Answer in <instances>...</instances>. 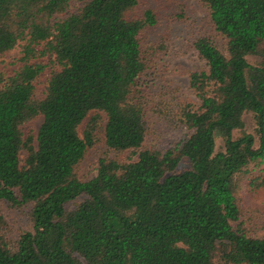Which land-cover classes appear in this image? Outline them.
<instances>
[{"label": "trees", "instance_id": "1", "mask_svg": "<svg viewBox=\"0 0 264 264\" xmlns=\"http://www.w3.org/2000/svg\"><path fill=\"white\" fill-rule=\"evenodd\" d=\"M199 1L225 52L206 36L192 42L206 69L189 74L195 103L164 110L186 132L160 151L145 143L150 116L169 105L144 86L163 51L142 42L152 9L131 17L138 0H0V58L18 48L14 69L0 70V200L30 207L15 240L0 214V264H264V235L245 230L238 196L264 165V0ZM99 131L114 155L83 179ZM182 159L189 167L177 171Z\"/></svg>", "mask_w": 264, "mask_h": 264}, {"label": "rangeland", "instance_id": "2", "mask_svg": "<svg viewBox=\"0 0 264 264\" xmlns=\"http://www.w3.org/2000/svg\"><path fill=\"white\" fill-rule=\"evenodd\" d=\"M80 3H76L69 10H74ZM146 9H152L157 18V23L148 28L142 34L143 44L151 42L155 48L163 50L159 54V65L155 73L149 72L143 76L145 85L155 100L169 105H163L161 116L152 115L149 118V131L146 137V145L154 146L160 151L175 144L186 132L180 126L167 118L164 110L175 102L188 100L196 102L195 95L189 86V74L193 71L206 69L205 62L198 56L193 48V41L198 36L210 38L218 48L225 52V40L214 30L206 8L199 0H138V5L132 10L129 16H142ZM63 15V14H61ZM18 48L0 58V70L11 72L14 69ZM159 53V52H158ZM247 61L256 64L259 57L247 56ZM48 62L47 57L39 59ZM51 68L41 73L37 80L38 93L43 90V83L50 76ZM165 120V121H164ZM245 131L253 133L254 123L252 115H244ZM168 121V122H166ZM41 118H37L24 126V133H36ZM81 132V129L79 130ZM98 141L89 151L84 161L80 164L79 175L83 179L95 176L97 160L101 156H113L112 152L106 153L101 131L97 132ZM238 135V134H234ZM217 150L222 148L220 140L216 141ZM130 156L124 153L121 157ZM23 157V154H21ZM189 167L186 159H182L176 170L183 171ZM264 176V165L259 171H252L241 182L238 196L240 197L244 212L242 223L245 230L251 236L264 235V185L256 191L250 186V181L255 177L261 180ZM84 196H79L75 201H81ZM74 202L66 204L71 209ZM29 206L17 208L6 201L0 200V214L4 221V228L8 238L15 240L19 233L29 226Z\"/></svg>", "mask_w": 264, "mask_h": 264}]
</instances>
